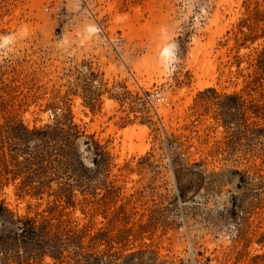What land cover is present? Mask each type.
I'll list each match as a JSON object with an SVG mask.
<instances>
[{
  "label": "rangeland",
  "instance_id": "rangeland-1",
  "mask_svg": "<svg viewBox=\"0 0 264 264\" xmlns=\"http://www.w3.org/2000/svg\"><path fill=\"white\" fill-rule=\"evenodd\" d=\"M0 264H264V0H0Z\"/></svg>",
  "mask_w": 264,
  "mask_h": 264
},
{
  "label": "built area",
  "instance_id": "built-area-1",
  "mask_svg": "<svg viewBox=\"0 0 264 264\" xmlns=\"http://www.w3.org/2000/svg\"><path fill=\"white\" fill-rule=\"evenodd\" d=\"M145 100H147L146 102L150 103V105H152V103H157L158 101L153 94H148Z\"/></svg>",
  "mask_w": 264,
  "mask_h": 264
},
{
  "label": "clouds",
  "instance_id": "clouds-1",
  "mask_svg": "<svg viewBox=\"0 0 264 264\" xmlns=\"http://www.w3.org/2000/svg\"><path fill=\"white\" fill-rule=\"evenodd\" d=\"M8 39H9L8 37H4V38H3V40H4L5 42H7Z\"/></svg>",
  "mask_w": 264,
  "mask_h": 264
},
{
  "label": "bare ground",
  "instance_id": "bare-ground-1",
  "mask_svg": "<svg viewBox=\"0 0 264 264\" xmlns=\"http://www.w3.org/2000/svg\"><path fill=\"white\" fill-rule=\"evenodd\" d=\"M167 51H168V50H167L166 48L163 50V52H165V53H167ZM162 112H163V111H162Z\"/></svg>",
  "mask_w": 264,
  "mask_h": 264
}]
</instances>
